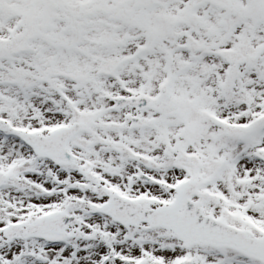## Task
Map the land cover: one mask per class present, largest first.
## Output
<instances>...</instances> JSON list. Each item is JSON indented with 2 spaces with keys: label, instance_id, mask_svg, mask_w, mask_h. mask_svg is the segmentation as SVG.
<instances>
[{
  "label": "snow or ice",
  "instance_id": "obj_1",
  "mask_svg": "<svg viewBox=\"0 0 264 264\" xmlns=\"http://www.w3.org/2000/svg\"><path fill=\"white\" fill-rule=\"evenodd\" d=\"M0 264H264V0H0Z\"/></svg>",
  "mask_w": 264,
  "mask_h": 264
}]
</instances>
